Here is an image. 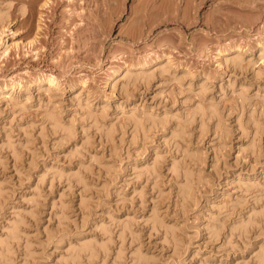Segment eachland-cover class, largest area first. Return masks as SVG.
I'll list each match as a JSON object with an SVG mask.
<instances>
[{"label":"rangeland","instance_id":"obj_1","mask_svg":"<svg viewBox=\"0 0 264 264\" xmlns=\"http://www.w3.org/2000/svg\"><path fill=\"white\" fill-rule=\"evenodd\" d=\"M0 12V264H264V0Z\"/></svg>","mask_w":264,"mask_h":264},{"label":"bare ground","instance_id":"obj_2","mask_svg":"<svg viewBox=\"0 0 264 264\" xmlns=\"http://www.w3.org/2000/svg\"><path fill=\"white\" fill-rule=\"evenodd\" d=\"M22 10H23V12L25 11L24 8H23ZM5 16H6V15H5L4 13L0 12V22H2V21L4 20ZM131 75L133 76L132 73L130 74L129 69H127V71L125 72V77H126V76H127V77H130ZM134 76H135V79H136V78L138 77V74H134ZM49 79H50V81H51L52 83H55V82H56V80H55L54 78H52V77H50ZM48 119H49L51 122H54L53 124L55 125V127L59 124V122H56L57 120H55V117H54L52 114L49 115V118H48ZM134 122H135V126H138L139 123H140V121H139L138 119H134ZM57 123H58V124H57ZM58 126H59V125H58ZM189 155H190V154H189ZM191 156L193 157V155H191ZM192 157H191V158H192ZM183 166H184V165H183ZM185 168H186V167H185ZM186 169H187V168H186ZM186 169H185V170H186ZM183 173H184V176H185V177H184V178H185V180H184L185 183H184L183 185L180 186V187H181L180 189H181V192L183 191V193L187 194V193L190 191V189H191V188H190V183H191V182H189V181H190V177H192V176L190 175L189 171H187V172L184 171ZM79 179H80V178H79ZM81 181H84V180H82V178H81ZM156 216H157V215H155V217H156ZM155 217H154V218H155ZM154 218H153V219H154ZM156 218H157V217H156ZM156 218H155V219H156ZM155 219H154V220H155ZM160 220H161V219H160ZM160 220H159V221H160ZM155 221H156V220H155ZM155 221H154V222H155ZM157 221H158V218H157ZM250 221H251V220H250ZM157 223H158V222H157ZM14 225H15V224H14ZM126 225H127V224H126ZM245 225H246V224H245ZM14 227L16 228V225H15ZM246 227H247V225H246ZM246 227H245L244 229L247 230L248 227H247V228H246ZM15 228H14V229H11V230L14 231ZM124 228H125V227H124ZM17 229H18V228H16V230H17ZM241 229H242V228H241ZM18 231H19V230H18ZM18 231H15V232H13V233H10V235H12V234H14V233H16V232H18ZM244 231H245V230H244ZM14 235H17V234H14ZM8 236H9V235H8ZM9 237H11V236H9ZM11 238L13 239V238H16V237L12 236ZM88 242H89V241H85L84 244H81L82 246L80 245L82 248L79 247L78 249H79V250L82 249V250H81L82 252H83V251H84V252L89 251V252H90L89 254H92L93 252H96V251H95V248H92V246L89 247L90 244H88V246H86ZM82 243H83V242H82ZM89 243H91V241H90ZM94 243H95V242H94ZM94 243H93V244H94ZM101 243H102V242H101ZM101 243H100V244L98 243L99 246L101 245ZM93 244H92V245H93ZM98 244L95 243L94 245H97V247H98ZM102 244H103L104 248L98 247L97 251H98L100 248H101L102 250H104V251L107 249V248H105V245H104L105 242L102 243ZM106 244H107V243H106ZM94 245H93V247H94ZM8 246H9V245H8ZM7 249H8V248H7ZM78 249H77V250H78ZM102 250H101V251H102ZM79 252H80V251H79ZM106 252H108V250H107ZM76 253L78 254L77 251H76ZM80 253H81V252H80ZM86 253H87V252H86ZM87 254H88V253H87ZM96 254H97V253H96ZM78 255H80V254H78ZM93 256H95V253H94ZM140 256H141V255H140ZM140 256H139V258H140ZM143 256H144V255H143ZM90 257H92V255H90ZM141 257H142V256H141ZM143 258H145V256H144ZM140 260H141V259H140ZM262 261H264V259H262Z\"/></svg>","mask_w":264,"mask_h":264}]
</instances>
